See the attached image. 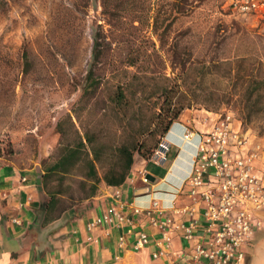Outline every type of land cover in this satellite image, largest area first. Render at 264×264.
<instances>
[{"label":"rangeland","instance_id":"374dc122","mask_svg":"<svg viewBox=\"0 0 264 264\" xmlns=\"http://www.w3.org/2000/svg\"><path fill=\"white\" fill-rule=\"evenodd\" d=\"M136 1L158 17L157 31L140 10L120 13L109 26L101 0H0V159L46 174L86 132L97 145L115 147L147 123L168 89L181 116L232 112L264 147V95L256 102L261 113H250L246 96L264 80L263 23L236 18L230 0H189L169 25L175 0ZM134 17L142 20L136 28ZM95 31L110 47L94 70L101 87L83 105ZM118 88L128 105L114 103ZM84 165L64 182L49 181L64 192L59 210L81 204Z\"/></svg>","mask_w":264,"mask_h":264},{"label":"crops","instance_id":"0c3cea01","mask_svg":"<svg viewBox=\"0 0 264 264\" xmlns=\"http://www.w3.org/2000/svg\"><path fill=\"white\" fill-rule=\"evenodd\" d=\"M215 120L185 112L164 138L171 144L164 165L141 159L121 187L104 182L92 199L53 214L47 213L50 199L43 189L41 167L24 169L0 159V264H196L192 259L194 248L202 238L187 241L183 231L173 234L172 250L167 256L154 259L160 229L151 225L144 212L137 214L133 208H147L154 199L170 207L174 200V209L163 217L183 222L186 216L176 209L183 211L191 200L184 195L175 197L174 193L189 177L197 151V140L187 141L184 136L187 128L200 133L209 131ZM258 170L264 174V152ZM142 173L151 177L149 184H144ZM23 177L27 182L22 181ZM121 204L128 221L88 229L89 223L105 215L108 208ZM257 217L262 226L244 247L245 264H264V211ZM139 231L150 236L149 245L142 250H136L135 244ZM122 238L123 247L119 245Z\"/></svg>","mask_w":264,"mask_h":264},{"label":"built area","instance_id":"2783aa9c","mask_svg":"<svg viewBox=\"0 0 264 264\" xmlns=\"http://www.w3.org/2000/svg\"><path fill=\"white\" fill-rule=\"evenodd\" d=\"M229 9L236 18H256L264 25V0H230ZM216 117L209 131L187 128L184 136L187 141L197 140V151L189 177L174 193L175 197L184 195L191 200L183 211L176 209L186 216L183 222L163 217L174 209V200L170 207L154 199L147 208H133L137 214L144 212L151 225L160 229L154 259L167 256L172 250L173 234L183 231L187 241L202 238L194 248L192 259L196 264H245L244 247L262 226L257 214L264 211V174L259 172L258 163L264 147L236 114L227 112ZM159 144L149 161L164 165L171 144L164 139ZM141 175L144 184H149V177ZM22 181L27 182L25 177ZM115 195L121 197L119 190ZM122 208V204L108 208L105 215L89 223L88 229L128 221ZM13 222L20 224L16 219ZM149 242L145 231L136 234V250L146 248ZM123 243L122 238L119 245L123 247Z\"/></svg>","mask_w":264,"mask_h":264},{"label":"trees","instance_id":"16d2710c","mask_svg":"<svg viewBox=\"0 0 264 264\" xmlns=\"http://www.w3.org/2000/svg\"><path fill=\"white\" fill-rule=\"evenodd\" d=\"M116 1V0H114ZM189 2V0H175L172 4L173 22L176 16H180L185 13L182 7L183 3ZM102 13L109 21L108 25L113 26V21L120 18V13L128 11L135 13L140 10L145 16L148 24L153 20L152 28L157 31L158 17L151 16L152 10L146 7V3L137 2L136 0H127L125 2H113V0H101ZM134 17L131 21V27H135V23H142V20ZM140 18V17H139ZM110 44L107 43V37L102 31H95L93 34V53L91 60L89 61L88 72L85 77V84L82 88L81 102L84 105L86 100L89 99V95L99 91L101 87V80L97 79L94 74V70L103 63V58L108 52ZM130 67L136 66L137 62H128ZM261 84H264V80L257 81L254 84L255 88L247 90V108H250V113H261L263 108H257V101L264 95L261 91ZM169 89L165 90L161 105L157 107L151 118L145 125H141L138 128H130L129 135L123 138V140L115 147H108L103 144L96 143L94 136L89 132H86L83 139L77 144L76 147L70 148L69 152L61 157L54 167H52L48 173L44 174L43 189L50 201L47 206V213L53 214L55 210H59V205L62 203V195L64 192L61 188H53L50 186L54 176H57L59 181H65L68 176L79 169L82 163H84L86 170L84 179L81 183L84 194L79 202L83 203L96 196L99 185L106 183L108 186L121 187L130 175L133 166L135 164V156L138 154L144 160H150L153 152L159 147L161 139L169 133L171 125L179 119L184 111L183 106L172 104L173 98L170 96ZM171 92V91H170ZM114 103L117 107L128 105V100L125 92L122 88H118L114 94ZM76 110V109H75ZM61 127V124L58 125ZM61 129V128H60ZM246 129V128H245ZM3 142L0 140V146ZM8 154L13 155L14 151L7 145ZM2 156V148H0V157ZM102 172V176H100Z\"/></svg>","mask_w":264,"mask_h":264},{"label":"water","instance_id":"95a60500","mask_svg":"<svg viewBox=\"0 0 264 264\" xmlns=\"http://www.w3.org/2000/svg\"><path fill=\"white\" fill-rule=\"evenodd\" d=\"M149 177V176H148ZM149 178H151V177H149Z\"/></svg>","mask_w":264,"mask_h":264}]
</instances>
